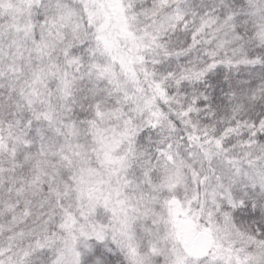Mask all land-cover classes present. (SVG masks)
<instances>
[{
  "label": "snow or ice",
  "instance_id": "snow-or-ice-1",
  "mask_svg": "<svg viewBox=\"0 0 264 264\" xmlns=\"http://www.w3.org/2000/svg\"><path fill=\"white\" fill-rule=\"evenodd\" d=\"M0 264H264V0H0Z\"/></svg>",
  "mask_w": 264,
  "mask_h": 264
}]
</instances>
